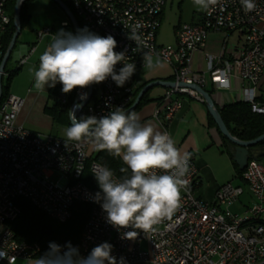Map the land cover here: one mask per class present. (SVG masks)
Segmentation results:
<instances>
[{
    "label": "built area",
    "instance_id": "2783aa9c",
    "mask_svg": "<svg viewBox=\"0 0 264 264\" xmlns=\"http://www.w3.org/2000/svg\"><path fill=\"white\" fill-rule=\"evenodd\" d=\"M7 1L0 0V62L1 41L9 24L5 9ZM63 1L83 28L101 36L112 35L117 41L114 51L127 50L129 62L136 65L134 75L123 87H117L109 77L96 85L94 95L92 85V94L79 109L78 117L99 118L115 107L128 110L140 87L134 76L145 69L142 56L149 50L158 53L173 71L170 82L174 87L165 88L162 97L155 102L152 115L161 131H167L168 124L180 110L181 97L204 103L192 88L205 86L204 73L209 75L216 88L227 86L232 76L247 83L244 99L250 112L264 115V103L255 99L264 79V0H254L256 7L251 12L243 9L240 0H221V4L203 11L196 23L178 25L173 48L157 45L155 37L166 0ZM4 17L8 18V23H4ZM68 24L63 22L61 27ZM134 28L148 47L137 46L128 38ZM212 32L235 33L242 38V45L222 62L216 60L214 63L208 57L206 72H195L191 55L204 49L207 34ZM37 38L38 42L49 38L43 53L51 43L50 31L41 30ZM35 50V47L31 48L19 60L20 66L28 62ZM37 65L39 67V60ZM122 66H115L117 72ZM87 91L88 87L75 89L74 102L84 101ZM6 96L0 104V264H13L18 259L27 264V259L40 251L35 243L16 241L8 227L20 215L15 204L20 198L60 224L70 218L75 202L93 205L79 241L74 245L81 256L86 257L93 247L107 242L113 246L112 255L117 260L123 257L125 264H264V223L258 218L264 212V168L258 160L249 159L241 174L240 179L252 197L244 215L230 210L243 193L240 186L230 182L220 186L214 192L212 203H205L193 194L199 183L198 171L192 155H189L187 183L180 190L176 210L154 225L152 231L141 232L134 240L123 239V232L131 229L118 230L109 225L106 213L95 206V193L82 181L90 157L86 150L88 141L69 142L56 136L30 132L15 122L25 100ZM66 99L65 94H59L61 105L66 104ZM96 164L90 162L88 171L91 174ZM55 175H59L56 182L53 181Z\"/></svg>",
    "mask_w": 264,
    "mask_h": 264
},
{
    "label": "clouds",
    "instance_id": "9594fccd",
    "mask_svg": "<svg viewBox=\"0 0 264 264\" xmlns=\"http://www.w3.org/2000/svg\"><path fill=\"white\" fill-rule=\"evenodd\" d=\"M240 3L246 12L256 7L254 0ZM193 4L207 11L221 4V0H193ZM4 23H8L7 17ZM128 38L137 46L148 47L135 28ZM116 47L117 41L110 34L101 36L87 27L77 29L75 34L60 29L51 35V43L40 55L38 70L31 69L35 89L45 91L46 86L55 87L59 83L62 93L69 94L109 77L117 87H123L134 75L136 65L129 62L127 50L116 52ZM142 59L149 71L161 69L164 64L154 50L143 52ZM117 64L123 65L118 72ZM64 136L69 142L87 140L97 151H107L126 165L119 170L124 174L120 178L99 163L92 172L100 189L94 202L100 203L107 223L118 230L131 229L123 232V239L134 240L141 232L152 231L154 225L179 206L190 156L181 152L167 131L158 130L150 122L142 123L136 112L115 107L99 118L80 117L64 129ZM112 251L113 246L103 242L85 257L70 242L63 247L50 242L45 253L28 258L27 264H125L124 258L117 260Z\"/></svg>",
    "mask_w": 264,
    "mask_h": 264
},
{
    "label": "crops",
    "instance_id": "0c3cea01",
    "mask_svg": "<svg viewBox=\"0 0 264 264\" xmlns=\"http://www.w3.org/2000/svg\"><path fill=\"white\" fill-rule=\"evenodd\" d=\"M165 5L164 7H166ZM163 9L159 22L160 24L164 17ZM202 12L196 18H194V15H191L189 20L183 23H196L200 19ZM178 25H180V23L174 27V30H176ZM174 35L175 33L173 36ZM157 45L160 46L158 43ZM240 45H242V38L235 33L212 32V34H207L206 43L203 47L204 49L194 52L191 55L190 62L193 71L199 73L206 72V60H208V57H211L214 63L217 62L216 60L222 62L235 54L240 48ZM23 54H25L24 49L19 53L14 54L16 61L23 58ZM143 72L144 69L140 73ZM171 75L170 66L164 63L161 69L151 71L146 76V80H144L143 83L140 82L138 84L139 86H142L145 83L154 80L170 81L172 79ZM259 86L255 97L258 102L264 101V79ZM203 88L210 94L215 108L219 111L225 105L245 102L244 98L248 86L247 83L241 82L237 77L232 76L228 85L223 88L214 87L210 80L206 81ZM160 89L165 88L154 87L152 91H148L146 93L148 103L139 107L137 110L135 109L133 112H136L140 116L142 123H153L158 130L161 131L159 125L152 116L154 113L155 102L162 97L163 91ZM181 99V108L176 115H174L166 129L181 152H186L189 155H192L194 159L196 165L195 168H197L198 171L199 183L193 189V194L205 203H212L214 201V192H216L220 186L228 182L240 186L243 189V193L237 201L231 205L230 210L234 214L240 216L244 215L245 210L249 208L252 203V197L250 192H248L249 190L247 189L245 182L240 179L241 177L236 176V171L232 166V162L228 155L224 153L221 140L222 136L217 127L210 124V115L208 114L206 105L186 96L181 97ZM93 150H95V148L92 145V151ZM259 153L262 155L260 156L259 154L258 162L264 168V154L262 152ZM262 205L264 208V203H262ZM258 218L261 223H264V212ZM35 257L37 256L35 255ZM13 264H25V260L18 259ZM131 264L146 263L134 262Z\"/></svg>",
    "mask_w": 264,
    "mask_h": 264
},
{
    "label": "trees",
    "instance_id": "16d2710c",
    "mask_svg": "<svg viewBox=\"0 0 264 264\" xmlns=\"http://www.w3.org/2000/svg\"><path fill=\"white\" fill-rule=\"evenodd\" d=\"M14 1L16 0H8L6 2V13L9 16V24L7 26L6 33L3 35L2 38V54L5 53V50L8 46V42L12 37L14 32L13 29V10H14ZM63 1V0H60ZM65 3V1H63ZM26 3V2H25ZM25 3L23 4L21 11H20V23L24 21V7ZM66 4V3H65ZM67 5V4H66ZM78 27L83 28L81 26L80 20L75 16ZM69 26V24L67 25ZM72 28V27H71ZM73 30V29H72ZM74 34V32H73ZM3 57V56H2ZM10 59V57H9ZM8 59V61H9ZM7 61V62H8ZM19 71L18 68L12 71H5L4 74L6 75V84L2 83V95L0 98L1 102L7 97L6 89L8 85V81H10L13 74ZM3 81V79H2ZM96 85L93 84V93L95 95ZM143 86V85H142ZM139 89H141V87ZM61 85L57 83L55 87H48L47 89V98L48 100L52 101L51 106H43V112L47 116L51 118V120L56 121V123L70 126L68 120V110L70 105L74 102L73 92L75 89L67 96L66 104L61 105L58 102L59 92L61 91ZM139 89L138 92L140 91ZM138 94V93H137ZM264 103V101H259ZM148 103L146 94L142 97L141 101L138 103L136 110L143 106L144 104ZM226 125L229 133L231 136L235 137V139L241 141H250L254 138L260 136L264 133V115L254 114L250 112V106L246 102H239L230 105H225L222 109L218 112ZM80 118V117H78ZM77 118V119H78ZM209 121L211 125H215L212 118L209 116ZM222 143L224 148V153H226L232 162V166L236 171V176L241 177L243 171H239L238 167L235 166L236 164L233 162L232 151H233V144H231L225 137L222 136ZM250 152V159H259V152L264 154V141L261 143L249 148ZM88 167L84 171L82 181L84 185H86L90 190H92L95 194L100 191L97 181L95 177L88 171L90 162L99 163L101 165H105L110 168L116 175L117 178H120L122 173H120L121 167H126L123 164V161L119 157H114L107 151H97L96 149L93 151L92 155L88 157ZM130 174V173H128ZM15 204L20 209L19 217L9 224V228L14 234L16 241L19 242H27V243H35L39 246L40 251L37 253L36 256H40L48 250V246L50 242H55L60 246H64L66 243H71L74 247L75 244L79 241V237L83 230L84 224L86 223L87 219L90 215V210H92L93 205L86 204V203H79L75 202L71 207V216L70 218L64 222L59 223L46 214L42 213L36 207H33L31 203L26 201L25 199H16ZM95 206L100 207V203L96 202Z\"/></svg>",
    "mask_w": 264,
    "mask_h": 264
},
{
    "label": "rangeland",
    "instance_id": "374dc122",
    "mask_svg": "<svg viewBox=\"0 0 264 264\" xmlns=\"http://www.w3.org/2000/svg\"><path fill=\"white\" fill-rule=\"evenodd\" d=\"M24 7V21L20 28V33L16 39L14 47L12 49L10 59L5 66V71H12L16 68L19 71L12 75L10 81H8L6 94L13 95L24 99V104L21 107L16 119V123L22 125L25 129L30 132H36L39 134L56 136L62 139H66L64 136V129L68 126L56 123V121L51 120L49 116L44 114L43 106L52 105V101L47 98V89L45 91H38L34 87V71L31 69L38 70V60L43 51L44 46L49 43V38H45L38 42L37 33L41 30L48 29L51 35L57 33L60 29L64 31L72 32L73 30L70 26L61 27L63 22H69L65 17L63 12L49 0H27L25 1ZM180 3V4H179ZM166 7H164V17L159 26V31L157 33L156 39L157 43L165 47H174V37L173 34L175 26L180 23L189 20L191 15L196 18L203 10H200L197 6L193 4V0H167ZM177 29V28H176ZM35 47L36 51L31 54L29 61L20 66L19 61H16L14 54L19 53L24 49L25 57L30 49ZM21 58V56H20ZM166 64V63H165ZM171 73H173L170 67ZM148 69H144L143 73H139L134 76L138 83L146 80V76L150 73ZM205 79L210 80L209 75L204 73ZM6 75L4 74L2 83L6 84ZM151 88L149 92L152 91ZM29 90V93H28ZM162 90V95L165 89ZM264 91V87H263ZM58 94H64L60 91ZM70 94V93H69ZM69 94H65L66 97ZM87 153L92 155V145L88 142ZM59 175L53 177V181H58Z\"/></svg>",
    "mask_w": 264,
    "mask_h": 264
},
{
    "label": "water",
    "instance_id": "95a60500",
    "mask_svg": "<svg viewBox=\"0 0 264 264\" xmlns=\"http://www.w3.org/2000/svg\"><path fill=\"white\" fill-rule=\"evenodd\" d=\"M25 1L27 0L14 1L15 5H14V10H13V15H12L14 32L12 34L10 42H8L9 44L5 50V53L2 55L3 57L0 62V98L2 95V83L1 82L4 77V70H5L4 68L10 57L9 55H11L12 49L14 47V44H15L14 41H16L20 33L21 23H20L19 14H20L21 8L23 4L25 3ZM49 1H52L63 12L62 14H64L67 20L69 21V24H70L69 26L72 27L73 32L75 34L76 30L80 29V27H78L79 26L78 22L76 21V18L74 17V15L71 14V10L69 9V7L63 1H60V0H49ZM154 87L171 88V87H174V84L170 81H162V80H154V81L145 83L141 87V89H139L140 91L136 95V98L134 100V103H132V106L125 112L134 111L137 108L138 103L141 101L142 97L149 91V89L154 88ZM192 88L203 98L208 114L211 116L215 124V127H217L221 136L225 137L226 140H228L231 144H233L234 146L233 151H232L233 162L236 164L235 166L238 167L239 171H243L245 168V164H247L248 160L250 159V155H249L250 152H248L249 148L264 141V133L250 141H241V140L235 139V137L231 136L227 127H225L226 125L224 124L220 114L218 113L219 111L215 108V105L212 101L210 94L204 88H200L198 86H193ZM91 91H92V85L88 87L87 97L84 101L80 103H76L75 101L72 105H70L71 107H69V110H68V120H69L70 125H71L72 120L77 119L78 111L82 107V105L86 103V101L92 94ZM261 155L262 154H260V156Z\"/></svg>",
    "mask_w": 264,
    "mask_h": 264
}]
</instances>
